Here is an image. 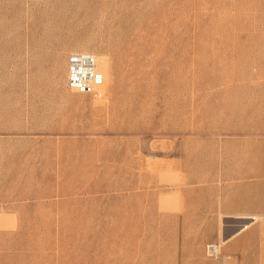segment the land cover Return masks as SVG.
Listing matches in <instances>:
<instances>
[{
	"label": "rangeland",
	"instance_id": "rangeland-1",
	"mask_svg": "<svg viewBox=\"0 0 264 264\" xmlns=\"http://www.w3.org/2000/svg\"><path fill=\"white\" fill-rule=\"evenodd\" d=\"M263 214L264 0H0V264H264Z\"/></svg>",
	"mask_w": 264,
	"mask_h": 264
},
{
	"label": "built area",
	"instance_id": "built-area-1",
	"mask_svg": "<svg viewBox=\"0 0 264 264\" xmlns=\"http://www.w3.org/2000/svg\"><path fill=\"white\" fill-rule=\"evenodd\" d=\"M85 58H89L87 54L81 52H73L70 55V62L74 67H78L81 74L89 73L94 65L93 59L86 62ZM90 63L89 68L87 64ZM87 67V68H86ZM208 258L214 260L216 264H235L234 257L231 253L223 250V246L219 242H210L205 249Z\"/></svg>",
	"mask_w": 264,
	"mask_h": 264
},
{
	"label": "bare ground",
	"instance_id": "bare-ground-1",
	"mask_svg": "<svg viewBox=\"0 0 264 264\" xmlns=\"http://www.w3.org/2000/svg\"><path fill=\"white\" fill-rule=\"evenodd\" d=\"M256 210V209H255ZM264 215V214H263ZM262 215V216H263ZM260 217L259 215H252V216H243V218H248V219H256ZM249 226V223L247 222V224H243V225H240L238 228L234 229L229 235L225 236L223 239H222V242L225 243L229 240L230 237L240 233L241 231H243L245 228H247ZM264 232V231H263ZM222 233V232H221ZM223 234V233H222ZM227 234V233H225ZM223 237V236H222Z\"/></svg>",
	"mask_w": 264,
	"mask_h": 264
}]
</instances>
